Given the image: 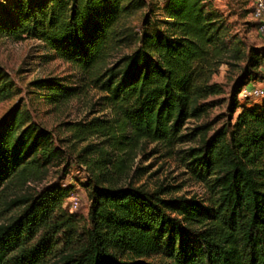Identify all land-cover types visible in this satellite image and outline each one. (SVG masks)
Wrapping results in <instances>:
<instances>
[{
    "label": "trees",
    "instance_id": "16d2710c",
    "mask_svg": "<svg viewBox=\"0 0 264 264\" xmlns=\"http://www.w3.org/2000/svg\"><path fill=\"white\" fill-rule=\"evenodd\" d=\"M17 4L9 32L43 41L81 69L113 116L70 127L77 141L99 136L105 143L84 219L68 206L71 185L31 186L61 159L54 132L21 108L0 119V264H264V101L249 106L239 98L246 85L264 81V45L234 53L206 0H164L162 22L170 30L159 19L151 30L149 18L139 30L125 24L146 0ZM124 42L138 47L109 64ZM229 55L245 57L229 117L186 158L208 200L174 195L165 184L150 190L121 183L144 143L173 149L186 140L187 120L201 117L208 98L224 92L212 77ZM36 84L57 100L75 94L51 79ZM13 86L0 65V100L12 96Z\"/></svg>",
    "mask_w": 264,
    "mask_h": 264
},
{
    "label": "rangeland",
    "instance_id": "374dc122",
    "mask_svg": "<svg viewBox=\"0 0 264 264\" xmlns=\"http://www.w3.org/2000/svg\"><path fill=\"white\" fill-rule=\"evenodd\" d=\"M206 1L216 15L222 36L230 42L234 53L241 50L245 55L252 47L264 45V39L259 36L252 17L255 0ZM163 3L164 0H146V4L136 9L125 24L139 30L149 18L147 27L151 30L159 19V26L170 30L169 24L162 22L168 19L163 12ZM18 17L17 0H0V65L9 72L14 82L12 96L0 100V119L12 109L21 108L27 112L30 121L54 132V144L62 150L61 159L50 166L49 174L42 182H32L31 186L34 188L53 181L71 185L73 190L67 200L68 206L82 219L87 218L91 204L90 180L97 173L95 161L99 158L98 149L104 147L105 143L104 138L99 136L77 141L70 127L73 122H88L95 117L110 119L113 115L107 107L105 94L86 85V75L76 65L57 57L39 39H17L9 32L10 22ZM137 47L138 43L126 45L124 42L109 59V64ZM230 55L212 77V82L223 85L224 92L208 98L211 105L201 117L187 120L182 130V133L187 134L186 140L173 149L161 142L144 143L137 149L128 172L120 179L121 183H132L150 190L165 184L170 186L174 195L208 200L207 188L192 176L186 158L190 147L200 145L229 117L232 90L245 63L244 55L239 59ZM46 78L71 87L75 94L67 98L59 97L58 100L53 98L49 89L36 84L37 80ZM239 98L249 106L264 101V98L245 100L240 94ZM237 115L238 112L234 114L233 121ZM208 124V131L197 130ZM88 145L93 146L91 152L83 150Z\"/></svg>",
    "mask_w": 264,
    "mask_h": 264
},
{
    "label": "built area",
    "instance_id": "2783aa9c",
    "mask_svg": "<svg viewBox=\"0 0 264 264\" xmlns=\"http://www.w3.org/2000/svg\"><path fill=\"white\" fill-rule=\"evenodd\" d=\"M252 17L257 22V32L259 36L264 39V0H255L253 9H252ZM240 95L242 98H255L262 99L264 98V83L258 82L250 85H246Z\"/></svg>",
    "mask_w": 264,
    "mask_h": 264
}]
</instances>
